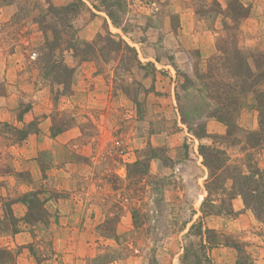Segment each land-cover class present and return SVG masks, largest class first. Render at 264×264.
Instances as JSON below:
<instances>
[{"label": "rangeland", "instance_id": "1", "mask_svg": "<svg viewBox=\"0 0 264 264\" xmlns=\"http://www.w3.org/2000/svg\"><path fill=\"white\" fill-rule=\"evenodd\" d=\"M82 1L73 30L44 0L0 9V252L11 258L2 264H264V223L240 197L209 196L200 149L264 170L255 96L241 97L230 137L209 118L201 140L181 122L176 96L181 76L216 55L225 25L245 54L264 53V0H240L248 16L236 24L229 0ZM108 32L133 49L112 54L98 42ZM47 39L75 71L66 86L41 59ZM188 92L194 103L207 95L198 82ZM21 130L30 131L24 141ZM148 152L149 172L131 171ZM206 229L244 252L210 247Z\"/></svg>", "mask_w": 264, "mask_h": 264}, {"label": "trees", "instance_id": "2", "mask_svg": "<svg viewBox=\"0 0 264 264\" xmlns=\"http://www.w3.org/2000/svg\"><path fill=\"white\" fill-rule=\"evenodd\" d=\"M15 1L0 0V9L14 4ZM44 1L49 5L48 13L53 18L60 17V20L63 21L62 26L67 27L68 30H73L71 20L78 14L77 5H84L83 1L75 0L63 8H55L50 4L49 0ZM227 5L229 10L228 17L235 24L247 18V8L240 0H229ZM94 8L96 10L99 9L98 6H94ZM104 11L113 24L116 23L113 12L108 7H105ZM116 27L120 29V26L116 25ZM225 29L226 36L217 44V53L208 60L207 67L202 70L197 69L198 71H195L193 76L187 74L181 76L183 83L176 94L181 122L187 126L193 136L201 140L208 137L206 120L214 118L229 127V132L226 136L230 137L233 134L232 131H234L232 129L234 125L233 116L240 110L241 97L253 94L260 109L259 130L255 134L260 137L258 138V143H260L261 138L264 136V90H260L261 85L264 83V53L245 54L239 47L237 36L233 32L234 28L225 25ZM122 31L126 33L124 30ZM98 42H108V49L114 55H119L123 49H133L126 40L120 37L116 39L109 32L105 35H98ZM66 43L68 49H79L75 45V48L69 45L68 41ZM86 48L92 50L90 51L92 53L95 51L92 44L86 43ZM56 49H58L59 54L55 52ZM42 53L41 59L47 62V65L53 64V66L49 65L47 69H51V73H55L58 81L61 79L59 84L66 86L71 81L75 71L64 63L63 50L59 48V44L54 40L52 42L47 39ZM251 61H253L255 68L251 66ZM196 82L200 83L207 91V95L200 96L202 103H194L191 100L192 95L188 92L190 87L194 86ZM214 88L215 91L213 92ZM200 93H202V90ZM209 99L218 103L219 107L212 110L207 105V100ZM231 106L233 107L232 110ZM21 131L23 133L21 141H24L29 136L30 131ZM200 149L204 165L209 172V183L207 186L209 196L213 192L221 191L223 194H227L229 200L240 197L245 208L252 212L257 220L264 223V170L256 162H252L250 169L244 172L237 165L230 163L229 156L225 151L206 145H201ZM151 153L148 152L147 154ZM149 157L151 159L146 158L134 163L130 170L137 171L140 175H146L150 170L151 160L154 156L151 154ZM222 202L224 203L225 201L222 200ZM228 210L231 213V209L228 208ZM202 229L203 226H200V233ZM206 235L207 243L212 248L225 245L234 248L238 253L244 252L243 247L238 243L224 242L222 244L217 240L215 231L206 229ZM7 260H11V258L6 253L0 252V264L5 263Z\"/></svg>", "mask_w": 264, "mask_h": 264}, {"label": "crops", "instance_id": "3", "mask_svg": "<svg viewBox=\"0 0 264 264\" xmlns=\"http://www.w3.org/2000/svg\"><path fill=\"white\" fill-rule=\"evenodd\" d=\"M251 18H255V16H254V9L251 11ZM249 22H251L250 20H249ZM249 22H247V25H249ZM252 23H253V21H252ZM247 127V126H246ZM252 127V126H251ZM253 127H256V125H254ZM250 128V127H249Z\"/></svg>", "mask_w": 264, "mask_h": 264}]
</instances>
